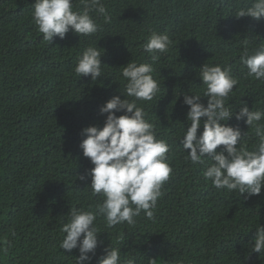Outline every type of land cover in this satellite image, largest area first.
<instances>
[{
	"label": "trees",
	"instance_id": "obj_1",
	"mask_svg": "<svg viewBox=\"0 0 264 264\" xmlns=\"http://www.w3.org/2000/svg\"><path fill=\"white\" fill-rule=\"evenodd\" d=\"M34 2L0 0V264H75L79 251L59 247L66 214L73 207L95 210L102 200L86 187L90 179L77 177L92 167L79 148L80 133L103 126L99 108L123 90L122 66L130 60L152 63L161 84L141 106L157 138L171 145L173 174L153 219L142 212L135 225L108 229L97 218L103 245L91 264L110 245L120 249L121 261L134 264H264V252H252L250 244L255 229L264 226V189L247 200L218 191L205 182L204 166L186 160L179 145L188 111L180 94L189 82L194 91L202 89L197 74L204 63L231 65L240 80L229 101L233 108L243 100L250 110H264V82L245 78L239 62L245 38L252 47L264 39V20L232 16L250 0H102L110 23L93 11L97 33L79 37L69 31L52 44L34 24ZM72 2L74 11L82 10L80 0ZM152 30L173 41L156 62L142 48ZM96 45L105 50V76L80 78L77 58ZM229 123L247 130L234 117ZM249 136L251 150L257 139Z\"/></svg>",
	"mask_w": 264,
	"mask_h": 264
},
{
	"label": "clouds",
	"instance_id": "obj_2",
	"mask_svg": "<svg viewBox=\"0 0 264 264\" xmlns=\"http://www.w3.org/2000/svg\"><path fill=\"white\" fill-rule=\"evenodd\" d=\"M80 2L82 10L74 11L72 0H35L32 16L43 40L52 44L55 37L64 39L69 31L79 37L92 36L101 27L90 15L93 11L105 23L111 22L102 0ZM232 16L264 20V0H250ZM172 44L167 33L152 30L142 48L156 62ZM104 52L97 45L85 48L77 58L75 74L80 78L90 76L92 81L105 76L101 60ZM239 62L247 69L245 78L264 82V39L252 47L245 38ZM154 72L152 63L130 60L122 66L123 90L119 87L120 94L99 108L100 115L105 116L103 126L93 124L81 130L79 148L92 167L77 177L84 182L90 179L86 187L102 200L94 205L95 210L92 206L89 210L73 207L66 214L61 227L65 235L59 247L68 253L79 251V256H73L75 264H91L97 248L103 245L98 239L102 233L96 224L98 217H103L108 229L123 223L135 225V218L142 212L147 219H153L162 188L173 174L167 158L171 145L157 138L141 106L160 92L161 84L153 77ZM197 78L202 82L201 90L194 91V83L189 82L188 90L180 94L188 106L179 140L187 153L185 159L192 165H203L205 182L210 181L218 191L238 192L245 200L260 195L264 189V110H250L243 100L233 108L229 101L240 80L233 75L231 65L204 63ZM233 117L243 121L247 130L242 132L239 123L230 124ZM249 132L257 139L251 150ZM250 244L252 252H264V226L255 229ZM97 264H134V260L121 261L120 249L110 245L103 248Z\"/></svg>",
	"mask_w": 264,
	"mask_h": 264
}]
</instances>
